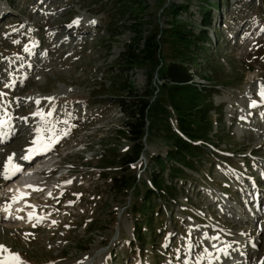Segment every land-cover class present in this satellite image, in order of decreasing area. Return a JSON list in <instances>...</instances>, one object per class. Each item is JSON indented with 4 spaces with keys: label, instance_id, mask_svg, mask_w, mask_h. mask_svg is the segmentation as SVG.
<instances>
[{
    "label": "rangeland",
    "instance_id": "rangeland-1",
    "mask_svg": "<svg viewBox=\"0 0 264 264\" xmlns=\"http://www.w3.org/2000/svg\"><path fill=\"white\" fill-rule=\"evenodd\" d=\"M8 3L0 0V92L4 93L0 120L5 121L0 137L9 134L12 139L0 143V173L10 156L13 164H21L19 158L34 147L37 127H44L42 134L48 137L54 124L52 134L58 142L55 154L41 159L40 165H25V172L10 182L0 177V195L7 202L1 208L0 246L8 250L0 252V260L18 255L23 264H264V100L259 95L264 86V0ZM172 5L178 12L175 20L187 31L194 36L206 31L209 36L210 44L193 48L198 51L204 45L208 64L189 73L203 79L195 81L200 91H210L205 100L211 107L207 116L213 119L208 139L222 142L206 149L202 168L174 182L176 193L165 203L153 200L159 205L151 215L153 235L146 233L141 250L133 238L132 205L141 202L144 185L158 172L153 158L165 153L170 141L162 132L152 134L137 162L126 172L125 166L120 168L124 179L137 178L135 189L114 192L111 175L98 177L97 165L102 156L111 160L132 149L126 139L111 132L124 128L114 106V97L126 93L119 84L131 82L135 94L142 95L162 81L149 87L148 66L125 64L128 68L123 71L118 66L128 61L122 53L132 39L136 46L151 31L170 29L171 11L162 10ZM203 18L214 26L215 35L202 25ZM194 57L196 62L202 58ZM252 102L256 107L250 106ZM37 111L45 115L52 111L51 123L42 126L33 115ZM100 137L113 150L100 147ZM198 144L199 140L194 145ZM58 160L90 166L58 178L66 183L63 186L71 185L65 197L72 200L73 211H38L46 219L42 222L10 214L13 198L7 201V189L27 180L24 175L38 179L34 171ZM163 178L169 186L167 170ZM50 179L49 175L45 185L38 184L43 199ZM41 193L31 195L30 204L23 200L25 207L40 206ZM66 212L73 216L66 217Z\"/></svg>",
    "mask_w": 264,
    "mask_h": 264
},
{
    "label": "trees",
    "instance_id": "trees-1",
    "mask_svg": "<svg viewBox=\"0 0 264 264\" xmlns=\"http://www.w3.org/2000/svg\"><path fill=\"white\" fill-rule=\"evenodd\" d=\"M9 3H12V0H9ZM168 11H171L172 14L170 29L158 28L151 31L148 37L143 39L138 37L142 39V43L137 42L136 46L132 39L122 53V58L128 61L118 66V68H122L121 71L128 68L125 64L133 67L148 66L149 87L153 81L154 83L162 81L161 85H156L155 89H150L151 91H144L142 95L135 94L137 92L134 91L131 82L126 81L119 84L120 90L126 91V93L125 96L114 97L116 101L114 106H117L121 112L124 120L122 127L124 128L122 131L114 129L111 132H113V136L115 135L114 137L126 139L132 144V149L125 155L114 156L111 160L102 156L98 162V168L96 167L99 170L98 177L103 178L111 175L110 181L114 192L135 189L137 178L124 179L120 168L125 166L127 169L123 172H126L131 165L137 162L144 150V141L152 134L162 132L170 141L167 151L157 153L153 158L158 172L152 174L148 185H144L141 202L135 201L132 205L133 238L139 242L141 250L145 244L146 233L150 237L153 235L151 215L159 209V205L153 203V200L157 198L161 204L165 203L166 199L176 193L174 182L187 179L188 172L190 174L196 171V167L202 168L200 162L206 154V149L215 148L222 142L219 139H217V143L208 139V135L212 132L211 122L213 119L210 120V117L207 116L211 107L205 100L210 95V91H200L199 84L194 82V75L189 73V70H195V66L199 65L204 70V66L208 64L205 63L207 59H203L205 56L203 54L204 45L198 47V51L193 49L199 43L203 44L208 41L206 32L202 31L199 36H194L185 29L182 25L183 22L175 20L178 14L175 11V6L172 5L167 9L165 7L162 10V12ZM137 24L140 25V22ZM202 25L208 27L209 19L203 18ZM136 30L138 29L136 28ZM139 32L137 31V34ZM215 51L217 52L219 49L215 48ZM198 55L202 58L196 62L194 56ZM205 79L211 81L207 76ZM172 127L175 128V131ZM215 134H219V132L216 131ZM98 139L97 143L100 147L113 150L110 143L103 142L105 141L103 137ZM197 140H199V144L194 145ZM119 162L120 164H118ZM166 170L169 179H171L167 181L169 186L165 184L166 181L163 178V173ZM145 226L149 228L146 232L141 230Z\"/></svg>",
    "mask_w": 264,
    "mask_h": 264
},
{
    "label": "snow or ice",
    "instance_id": "snow-or-ice-1",
    "mask_svg": "<svg viewBox=\"0 0 264 264\" xmlns=\"http://www.w3.org/2000/svg\"><path fill=\"white\" fill-rule=\"evenodd\" d=\"M76 24L79 23V21L74 22ZM93 24L95 23V21L92 22ZM25 51H29V49H25ZM6 87H11L12 85H5ZM259 95L261 97V100H264V86L261 87ZM4 93L0 92V97H3ZM37 106H39L40 101L37 100L36 101ZM251 107H256V103L252 102V104L250 105ZM35 117H39L41 125L42 126H47L49 123H51V121L49 120L50 117H52L53 112L49 111L47 113V115H45L43 112L41 111H37L33 114ZM62 123H64L65 125H67L69 122L67 120L62 121ZM5 126V121L0 120V128ZM54 128V124L52 125V128L48 129L49 132V136L48 137H44L43 136V132L45 130L44 127H37L35 130V135L36 138L32 140V145L34 147H30L28 149H26V153L27 155L23 157V159L25 160H31L34 156L41 154V153H46L48 151H50L54 144L57 141L56 136L54 134H52V129ZM68 133L65 132L64 135L66 136ZM13 157H9L7 163L4 166V170L2 173H0V177H2L5 181L7 180H11L13 176L17 175L18 173H20L22 171V169L16 165L13 164ZM67 183H71V181H68ZM42 189L39 188H33V191H41ZM19 199H24L23 194L20 195ZM17 202V198L14 197L13 198V203ZM28 207H34L32 205H27ZM5 211H8V208L5 209ZM17 219H20V217H17ZM43 217H39L34 215L33 213H29V222L32 221H36V222H42L43 221ZM53 223H55V221H53ZM8 250L6 248H3V246H0V252H7ZM0 264H23V262L20 260L18 255H11L9 257H6L2 260H0ZM185 264H187V262H185Z\"/></svg>",
    "mask_w": 264,
    "mask_h": 264
},
{
    "label": "bare ground",
    "instance_id": "bare-ground-1",
    "mask_svg": "<svg viewBox=\"0 0 264 264\" xmlns=\"http://www.w3.org/2000/svg\"><path fill=\"white\" fill-rule=\"evenodd\" d=\"M36 169V168H35ZM30 173V172H29ZM28 174V173H27ZM25 179L27 178V180H24V181H18L19 183H16L14 186H10L7 190H8V192L9 193H12L14 196L12 197V198H14V197H16L17 198V202H15V203H12V212L10 213V214H13L14 216L15 215H17V216H19L20 215V213H22V212H24V213H26V215L27 216H29V213H35L33 210V208L32 209H30V208H26L25 207V205H24V203L22 202L24 199H26L27 197H29L28 195H29V193H30V190L28 189L29 188V184L31 183V181H32V177H29V175L28 176H26V175H24L23 176ZM22 178V177H21ZM23 179V178H22ZM21 179V180H22ZM17 180V179H16ZM66 183H62V187H65V186H63V185H65ZM7 192V191H6ZM2 194V193H1ZM5 194V193H4ZM21 194H23V196H24V199H19V197H20V195ZM9 206V205H8ZM10 209V207H8V210ZM7 213H9V211H6V213H4V215L6 214V216H7ZM35 215V214H34ZM10 216H12V215H8V217H10ZM29 219V218H28ZM27 219V220H28ZM43 220H46V219H43Z\"/></svg>",
    "mask_w": 264,
    "mask_h": 264
}]
</instances>
